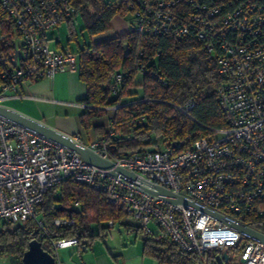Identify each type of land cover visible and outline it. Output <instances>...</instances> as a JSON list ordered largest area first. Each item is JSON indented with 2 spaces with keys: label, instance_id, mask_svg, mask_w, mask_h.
Here are the masks:
<instances>
[{
  "label": "built area",
  "instance_id": "2783aa9c",
  "mask_svg": "<svg viewBox=\"0 0 264 264\" xmlns=\"http://www.w3.org/2000/svg\"><path fill=\"white\" fill-rule=\"evenodd\" d=\"M109 1L131 15L130 32L171 38L193 34L204 44L221 78L217 100L227 125L189 143L180 140L113 157L104 138L95 136L85 144L71 136L133 172L132 178L92 166L76 152L0 116V224L22 227L33 219L41 235L48 236L36 208L46 190L71 178L101 191L108 204L125 214L122 221L136 222L148 234H154L150 227L154 223L183 252L202 255L233 248L238 256L234 264H264V243L198 209L167 202L146 190L164 187L249 227L244 222L247 216H264V0ZM0 3L21 39L11 82L0 87V101L20 95L25 81L78 71L76 51L50 47L46 40L49 30L77 16L70 0ZM141 52L137 46L135 55ZM111 79L108 86L115 96L121 90L122 74L115 72ZM193 105L187 101L182 111L189 112ZM106 129L112 134L111 121ZM71 223L67 217L53 220L55 227ZM106 225L114 227V222L108 220ZM75 244L76 238L59 239L53 248ZM191 264L203 262L196 259Z\"/></svg>",
  "mask_w": 264,
  "mask_h": 264
},
{
  "label": "trees",
  "instance_id": "16d2710c",
  "mask_svg": "<svg viewBox=\"0 0 264 264\" xmlns=\"http://www.w3.org/2000/svg\"><path fill=\"white\" fill-rule=\"evenodd\" d=\"M70 2L76 8V17L83 22L82 29L91 38L108 31L114 16L129 14L125 8L115 7L109 0ZM76 17L64 21L69 31L68 40L77 39ZM17 38L20 36L12 19L0 3V87L11 82L16 67L11 56L21 46ZM124 44H127L126 49ZM137 46L142 51L138 56L134 53ZM125 51H128L127 55H124ZM77 53L78 73L86 87L81 99L83 109L79 123L86 130L92 128L95 136L105 139L110 157L149 147L171 146L174 141L189 143L227 125L217 100L221 78L215 58L193 34L171 38L139 36L128 31L106 40H94L90 46L79 48ZM139 68L148 72L142 73ZM149 71L157 73L166 84L162 85ZM115 72L122 74V85L114 96L108 85ZM189 100L194 105L185 113L182 109ZM115 104L117 107L107 108ZM108 121H111L112 134L106 129ZM36 212L47 227L48 236L41 235L33 219L22 227L1 224L0 256L12 255L15 258L12 264H22V255L33 238L38 239L54 257L53 242L59 239L76 238L77 248L88 247L110 229L106 225L108 220L114 225L141 230L145 234L143 252L156 258L158 264H191L196 259L203 264H220L216 258L221 254L218 249L202 255L183 252L165 236L148 234L140 226L122 221L125 214L108 204L101 191L71 178L46 190ZM63 217L71 219L72 223L55 227L53 220ZM244 222L264 233V216L249 215ZM224 250L228 254L231 250L236 253L233 248Z\"/></svg>",
  "mask_w": 264,
  "mask_h": 264
},
{
  "label": "crops",
  "instance_id": "0c3cea01",
  "mask_svg": "<svg viewBox=\"0 0 264 264\" xmlns=\"http://www.w3.org/2000/svg\"><path fill=\"white\" fill-rule=\"evenodd\" d=\"M115 17L124 18L120 15L113 18ZM64 23L67 27L66 22ZM110 25L108 31L92 37V41L106 40L126 33V29L118 19H115L114 23L111 20ZM48 32L46 40L50 47L75 51L70 47L71 40L67 41L66 46L59 41L52 44L50 42L52 36ZM85 93V83L80 78L78 71L73 73L58 72L51 78L23 82L20 87V95L16 97L9 95L6 99L1 100L0 104L41 121L66 135L77 136L86 144L94 139L96 133L92 128L84 129L79 123V114L83 109L81 99L84 98ZM119 226L123 227V230L118 228V233L114 236L111 234L112 229L107 230L99 240H95L86 247V250L79 249L75 245L59 249L61 252L54 250L57 264H158L156 258L143 252L145 234L141 230ZM155 235L164 236L159 230L154 233ZM69 248H73V250L67 251ZM218 250L221 253L224 251V249ZM220 264L234 263L229 258L227 262Z\"/></svg>",
  "mask_w": 264,
  "mask_h": 264
},
{
  "label": "water",
  "instance_id": "95a60500",
  "mask_svg": "<svg viewBox=\"0 0 264 264\" xmlns=\"http://www.w3.org/2000/svg\"><path fill=\"white\" fill-rule=\"evenodd\" d=\"M123 48L126 49L127 44H124ZM127 52L128 51H125L124 55H127ZM19 55H20V50L19 48H16L11 56L13 65H16L17 57ZM0 116L4 117L5 119L11 122L19 124L25 128H28L29 130L76 152L81 156V158L85 162H87L92 166H95L99 169L108 170L112 174H122L124 176H129L132 178L135 177V174L133 172L115 166V164L112 161L97 155L95 152L87 148L81 142L72 140L70 135H66L44 124L41 121L28 117L2 104H0ZM175 144L176 141L172 143V145ZM146 190H148L152 194L162 198L167 202L181 203L185 206H190L195 209H198L201 213L214 217L228 224L229 226L236 228L242 234L254 240L264 243V233L252 227L239 223L231 218H228L216 211L208 209L182 195L173 193L168 189L157 185L153 186L151 189H146ZM83 250H86V247H83ZM216 258L219 261V263L227 262L229 259V254L227 250H224L221 254H218ZM21 263L22 264H57V261L56 258L51 253H49L42 247L41 242L38 239L33 238L28 242V247L22 255Z\"/></svg>",
  "mask_w": 264,
  "mask_h": 264
},
{
  "label": "rangeland",
  "instance_id": "374dc122",
  "mask_svg": "<svg viewBox=\"0 0 264 264\" xmlns=\"http://www.w3.org/2000/svg\"><path fill=\"white\" fill-rule=\"evenodd\" d=\"M115 19H118V21L121 22V24L123 25V28L126 29V32L129 31L131 24L133 23V19H132L130 14H127L126 17H124V18H120V17L113 18L112 19L113 23H114ZM82 27H83V22H82L81 18L76 17V19L74 20V28L76 31L77 39L70 41V47H71V49H74L75 51L79 50V48H84V47L90 46L92 44V38L89 36V34L86 32V30L82 29ZM48 34L52 36V39L50 40V42L52 44H55V42L59 41L62 45L66 46V43L68 41L69 31L67 30V27H66L64 22L59 24L57 28H54L53 30L49 31ZM20 41H21V39L17 38V43H20ZM125 222H127V220ZM133 224L136 225L137 223L134 222ZM0 227H1V224H0ZM150 227L154 233H156V231L159 230L158 227L154 223H151ZM118 228L123 230V227L119 226V224H116V225H114V227L110 228V229H112L111 234L113 236L118 233L117 232ZM97 240H99V239H97ZM71 247H73V246H71ZM68 250L72 251L73 248H69V249H67V251ZM58 251L61 252V250H59V249H58ZM229 258L232 259L233 263H235L238 260L237 254L234 253L232 250L230 251ZM14 261H15V258L12 255L0 256V264H12Z\"/></svg>",
  "mask_w": 264,
  "mask_h": 264
}]
</instances>
